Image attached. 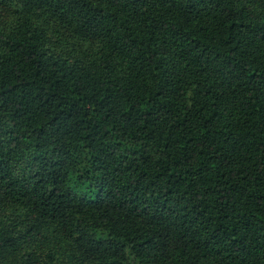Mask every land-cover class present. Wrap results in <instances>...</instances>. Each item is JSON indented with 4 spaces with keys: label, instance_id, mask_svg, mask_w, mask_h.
I'll list each match as a JSON object with an SVG mask.
<instances>
[{
    "label": "trees",
    "instance_id": "obj_1",
    "mask_svg": "<svg viewBox=\"0 0 264 264\" xmlns=\"http://www.w3.org/2000/svg\"><path fill=\"white\" fill-rule=\"evenodd\" d=\"M0 264H264V0H0Z\"/></svg>",
    "mask_w": 264,
    "mask_h": 264
}]
</instances>
